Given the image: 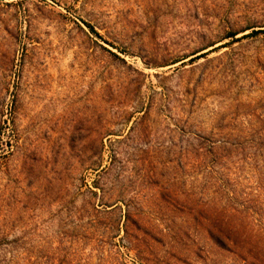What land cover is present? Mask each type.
I'll return each instance as SVG.
<instances>
[{
	"label": "rangeland",
	"instance_id": "1",
	"mask_svg": "<svg viewBox=\"0 0 264 264\" xmlns=\"http://www.w3.org/2000/svg\"><path fill=\"white\" fill-rule=\"evenodd\" d=\"M0 264H264V0H0Z\"/></svg>",
	"mask_w": 264,
	"mask_h": 264
}]
</instances>
